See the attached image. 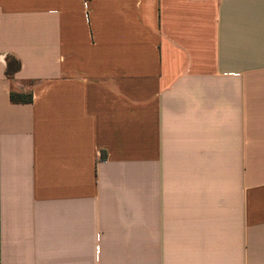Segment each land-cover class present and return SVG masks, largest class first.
<instances>
[{
    "label": "crops",
    "instance_id": "crops-1",
    "mask_svg": "<svg viewBox=\"0 0 264 264\" xmlns=\"http://www.w3.org/2000/svg\"><path fill=\"white\" fill-rule=\"evenodd\" d=\"M0 264H264V0H0Z\"/></svg>",
    "mask_w": 264,
    "mask_h": 264
},
{
    "label": "trees",
    "instance_id": "trees-1",
    "mask_svg": "<svg viewBox=\"0 0 264 264\" xmlns=\"http://www.w3.org/2000/svg\"><path fill=\"white\" fill-rule=\"evenodd\" d=\"M32 93L29 92H18L12 91L10 93V99L13 103H31L32 102Z\"/></svg>",
    "mask_w": 264,
    "mask_h": 264
}]
</instances>
